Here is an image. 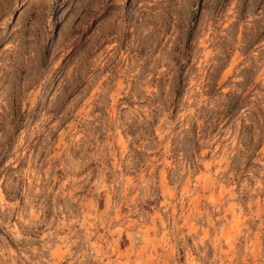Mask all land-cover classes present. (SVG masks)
Instances as JSON below:
<instances>
[{"label":"rangeland","instance_id":"374dc122","mask_svg":"<svg viewBox=\"0 0 264 264\" xmlns=\"http://www.w3.org/2000/svg\"><path fill=\"white\" fill-rule=\"evenodd\" d=\"M0 264H264V0H0Z\"/></svg>","mask_w":264,"mask_h":264}]
</instances>
